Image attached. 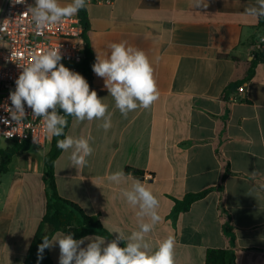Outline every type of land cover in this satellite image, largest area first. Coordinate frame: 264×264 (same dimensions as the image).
Masks as SVG:
<instances>
[{"label":"crops","instance_id":"crops-1","mask_svg":"<svg viewBox=\"0 0 264 264\" xmlns=\"http://www.w3.org/2000/svg\"><path fill=\"white\" fill-rule=\"evenodd\" d=\"M205 2L206 8H193L192 0L87 4L86 36L95 60L122 40L146 50L160 95L149 109L125 118L93 72L90 90L109 106L112 126L105 131L100 120H73L67 135L91 136L94 151L83 168L73 167L70 151H62L55 162L57 190L116 238L117 228H138V209L121 195L131 178L121 185L106 179L123 169L160 201L161 221L147 236L153 249L172 236L176 264H206L209 249L232 251L237 264H264V62L242 82L259 58L255 45L264 28L244 15L257 0ZM15 146L0 140V168L1 153ZM46 152L31 146L0 171V264H26L46 211ZM206 190L188 211L171 217L175 200ZM48 252L59 264L58 244Z\"/></svg>","mask_w":264,"mask_h":264},{"label":"clouds","instance_id":"clouds-1","mask_svg":"<svg viewBox=\"0 0 264 264\" xmlns=\"http://www.w3.org/2000/svg\"><path fill=\"white\" fill-rule=\"evenodd\" d=\"M25 2L14 0V3ZM191 6L206 8L208 4L205 0H192ZM86 7L87 0H70L63 5L60 0H35L34 6L28 5L27 13L37 33L42 34L46 28L59 25L65 18L77 15ZM244 15L256 20L264 18V0H257L255 6L246 8ZM141 38L152 39L150 36ZM108 49L103 58L97 53L92 70L103 78L104 87L113 98L115 108L125 118L129 112L139 108L149 109L160 95L153 58L146 50L126 40L113 42ZM62 58L60 47L33 54L31 63L20 66L22 71L15 81V90L9 94L11 107L5 110L11 121L19 124L26 119L27 105L32 110V116L41 119L46 135L64 137L57 141L56 146L64 152L70 151L69 160L73 167L83 168L94 151L90 143L92 137L65 135L67 118L73 117L78 122L100 120L102 123L98 126L107 131L112 126V113L98 93L90 90L88 81L80 73L60 63ZM154 59L158 61L159 57ZM4 123L10 121L5 119ZM130 178L132 183L122 189L121 195L130 206L138 209L137 230L126 233L117 228L112 231L117 234L116 238L110 241L100 235L74 239L71 233L56 232L51 239L44 236L38 257L42 259L45 249L58 244L59 264H176L175 240L172 236L157 241L154 249L147 239L161 221L158 211L160 201L153 191L123 169L106 177L114 185H121ZM85 241H89L86 247L83 246ZM121 242L124 246H120Z\"/></svg>","mask_w":264,"mask_h":264},{"label":"built area","instance_id":"built-area-1","mask_svg":"<svg viewBox=\"0 0 264 264\" xmlns=\"http://www.w3.org/2000/svg\"><path fill=\"white\" fill-rule=\"evenodd\" d=\"M112 0H87V4L110 3ZM0 5V140L16 144L30 143L39 150L48 148V135L43 130L40 118L32 116V110L25 105L26 119L16 124L11 121L6 107H11L9 94L15 90V81L22 71L20 66L32 62L33 54H38L48 48L60 47L62 60L70 70L78 72L84 61L85 28L78 15L65 18L59 25L46 28L38 34L32 23L28 5L35 0L25 3H14V0H1ZM258 53L264 52V34L255 45ZM238 102L237 98H232ZM7 119L10 123L5 124ZM11 136V137H10ZM35 138V139H34ZM37 142H36V141Z\"/></svg>","mask_w":264,"mask_h":264},{"label":"trees","instance_id":"trees-1","mask_svg":"<svg viewBox=\"0 0 264 264\" xmlns=\"http://www.w3.org/2000/svg\"><path fill=\"white\" fill-rule=\"evenodd\" d=\"M77 15L80 17L85 28V33L83 36L84 61L79 66L78 73H80L86 80H89L93 73L92 65L95 63V57L86 36V32L89 29L87 7L86 9H81ZM259 24L260 27L264 28V18L259 19ZM258 56V60L255 61L249 69L246 80H243L242 82L250 80L254 75L257 64L264 62V54L259 53ZM240 83L232 84L227 89H231L233 86L240 85ZM233 98L238 99L237 96H234ZM61 114H63L62 110ZM67 119L68 126L64 130L65 135H67L74 118L68 117ZM63 138V136L51 138L50 148L46 152L44 158V181L46 183L48 192L46 211L33 243L28 251L26 264H54L49 256L48 249L44 250L42 259L38 257L39 245L43 243V238L45 235L51 239L52 235H54L56 232H65L73 234L74 239H81L90 235H100L109 240L115 239L107 230L104 229L102 223L97 217L86 214L79 205L64 199L58 193L55 179V162L61 155L62 150L57 148L56 144L58 140ZM31 146L32 145L30 143L16 144V146L10 149V151L1 153L2 164L0 171L4 172L7 170L11 157L20 151H28ZM220 189L223 191V186H220ZM208 192L209 190L200 193H191L186 195L182 200H175L171 217L176 220L181 213L188 211L193 203L206 197ZM206 264L237 263L235 260V255L232 251L223 249H209L207 252Z\"/></svg>","mask_w":264,"mask_h":264},{"label":"rangeland","instance_id":"rangeland-1","mask_svg":"<svg viewBox=\"0 0 264 264\" xmlns=\"http://www.w3.org/2000/svg\"><path fill=\"white\" fill-rule=\"evenodd\" d=\"M60 63H62L63 64V62H60ZM51 138L52 137H49L48 136V148H47V151L49 150V148H50V144H51Z\"/></svg>","mask_w":264,"mask_h":264}]
</instances>
